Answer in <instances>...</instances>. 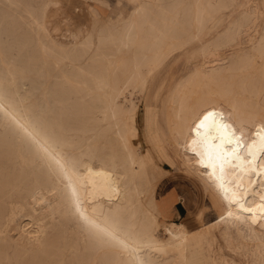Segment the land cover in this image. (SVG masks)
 Masks as SVG:
<instances>
[{"label":"bare ground","instance_id":"1","mask_svg":"<svg viewBox=\"0 0 264 264\" xmlns=\"http://www.w3.org/2000/svg\"><path fill=\"white\" fill-rule=\"evenodd\" d=\"M131 1L63 33L71 51L51 69L58 0H0V264H193L197 234L208 264H264V0ZM180 50L202 59L171 89L164 143L193 228L159 218L161 172L129 126L132 96Z\"/></svg>","mask_w":264,"mask_h":264},{"label":"rangeland","instance_id":"2","mask_svg":"<svg viewBox=\"0 0 264 264\" xmlns=\"http://www.w3.org/2000/svg\"><path fill=\"white\" fill-rule=\"evenodd\" d=\"M87 2L90 5V29L92 26H99L107 20L116 22L122 17L129 16L136 5L131 0H87ZM98 2L108 7L105 15L96 12L95 7L99 6ZM258 2L262 4V0H258ZM54 31V27L52 26L47 37L48 44L51 47L49 49L50 53L46 56V61L44 63L45 66L51 69L54 68L53 64L58 60L57 56L59 52H70V47L72 46L64 34L57 36L54 34ZM221 51L228 52L229 49L223 48ZM72 58L73 57L66 58L65 62H72ZM60 59L59 63L63 62ZM201 59V56H195L192 53L189 54V52L188 54L185 52L181 53V50L175 52L167 60L165 65L150 77L146 92L142 96L137 94L132 96V99H134L133 101H136L138 105L129 121L133 138L137 142L139 140L142 141L144 148L147 146L152 151L156 168L161 172L160 175L154 179V194H157H155V203L159 218L162 222H181L182 219L187 218V220H189V228L197 226L200 223V218L196 217L190 219L188 217V208L185 204L186 209L184 210V215L176 216L172 214V207L177 199L180 200L179 197L182 192V187H185L188 182L184 179L185 172L178 164L176 157L173 155L172 151L165 146L164 134L168 132V127L166 117L164 118V113L167 109L166 105L170 98L174 83L179 78L191 73L195 68V61H200ZM89 61L90 60H88L86 56H78L77 59H74L76 64L88 63ZM188 186L190 187V185L187 184V187ZM193 190L196 192L199 201L210 204L209 193L206 192L205 194H201L195 189ZM215 215V211H211L208 218H212ZM158 235L159 237L161 236L160 238L162 239L167 238V235L160 229L158 230ZM225 250L227 255H235V253L227 247ZM189 251L193 264H208L207 259L212 256L207 242L199 234L191 239ZM179 261L180 259L177 258L176 262L178 263Z\"/></svg>","mask_w":264,"mask_h":264},{"label":"crops","instance_id":"3","mask_svg":"<svg viewBox=\"0 0 264 264\" xmlns=\"http://www.w3.org/2000/svg\"><path fill=\"white\" fill-rule=\"evenodd\" d=\"M98 4L99 6L95 8L101 15H105L108 7L99 2ZM89 6L87 0H58V4L49 11L48 15V20L54 25V34L57 36L63 33L66 35L73 33L83 35L89 31L91 25ZM185 209L184 203L177 199L172 207V214L182 216Z\"/></svg>","mask_w":264,"mask_h":264},{"label":"snow or ice","instance_id":"4","mask_svg":"<svg viewBox=\"0 0 264 264\" xmlns=\"http://www.w3.org/2000/svg\"><path fill=\"white\" fill-rule=\"evenodd\" d=\"M213 115H214V114L211 113V112L207 113V114L204 116L203 120H201L200 124L198 125V128H203V127L205 126V121H208L209 118L212 117Z\"/></svg>","mask_w":264,"mask_h":264}]
</instances>
